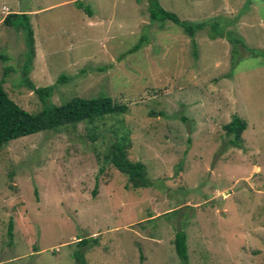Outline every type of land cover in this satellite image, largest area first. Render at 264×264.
Returning a JSON list of instances; mask_svg holds the SVG:
<instances>
[{
	"label": "rangeland",
	"instance_id": "obj_1",
	"mask_svg": "<svg viewBox=\"0 0 264 264\" xmlns=\"http://www.w3.org/2000/svg\"><path fill=\"white\" fill-rule=\"evenodd\" d=\"M82 1L92 16L76 0H0V78L19 106L43 107L23 74L25 33L3 23L25 12L34 88L55 85L57 105L107 95L129 109L98 123L95 139L80 123L0 151V264H77L79 238L99 240L83 250L88 264H181L179 230L190 264H263L264 0H159L182 21L219 20L213 33L227 21L224 35L249 48L240 43L235 55L227 37L210 38V26L197 33L195 55L182 27L150 19L148 0ZM235 115L248 123L243 149L228 146L223 128ZM123 126L150 188H130L104 161Z\"/></svg>",
	"mask_w": 264,
	"mask_h": 264
},
{
	"label": "trees",
	"instance_id": "obj_2",
	"mask_svg": "<svg viewBox=\"0 0 264 264\" xmlns=\"http://www.w3.org/2000/svg\"><path fill=\"white\" fill-rule=\"evenodd\" d=\"M76 5L79 9H85L92 16V11L89 6H86L84 1L76 0ZM148 11L152 21H170L183 28L184 33L193 39L194 54L197 55V43L195 37L197 33L210 26V38L216 40L218 38L227 37L234 45V55L237 54V45L242 43L246 49H249L241 37H237L231 33H225L227 21L224 24V32L213 33V30L218 26L221 27V22L215 20L210 24L206 22L189 23L180 20L173 12L164 9L159 0H148ZM3 23L8 27H13L18 31L25 33L26 43V62L24 65V78L28 85H31L35 93L42 102V109L37 113H30L19 106L8 94L4 87V79L0 78V151L9 145L11 142L31 135L43 132L60 133L68 128H75L80 123H86L91 126L90 133L93 139L96 138V132L99 129L97 124L105 122L112 117H120L128 113V106L116 104L112 97L101 95L93 99H85L75 97L63 104L57 105L51 102V96L55 85L34 88L31 81L27 78L31 72L33 60L36 56L34 31L31 24V16L28 13H10ZM145 40H141L139 44L131 49V52L139 50ZM130 52V51H129ZM130 52V53H131ZM255 52V51H254ZM3 59H6L5 57ZM236 60L234 61V63ZM238 63V62H237ZM236 63V64H237ZM234 70V68H233ZM232 70V72H234ZM6 73L12 71L11 68L6 69ZM229 78L231 76H228ZM68 78L62 75L59 78V83H64ZM30 87V88H31ZM183 120H186L183 118ZM122 121H120L121 124ZM226 135L229 137L228 146L236 149H243V134L248 129V123L240 116L235 115L231 122L224 127ZM123 133L116 135V139L110 142L107 153L104 156V161L107 165H111L119 172L128 178L129 187L132 189L150 188L153 186L152 180L148 177L147 168L144 163L139 161H131L129 159L128 150L131 148L130 130L118 128L116 132ZM97 188V187H96ZM96 188L94 194H96ZM8 236L10 243L14 238V221L10 220L8 228ZM99 245L97 238H79L78 247L81 251L74 253V259L77 264H88L85 260L84 249L90 250ZM174 246L176 254L181 264H190L188 236L184 230H179L175 235ZM264 264V258H263Z\"/></svg>",
	"mask_w": 264,
	"mask_h": 264
}]
</instances>
